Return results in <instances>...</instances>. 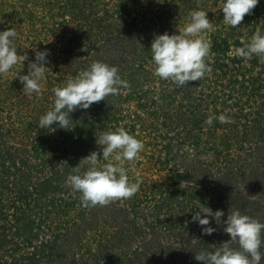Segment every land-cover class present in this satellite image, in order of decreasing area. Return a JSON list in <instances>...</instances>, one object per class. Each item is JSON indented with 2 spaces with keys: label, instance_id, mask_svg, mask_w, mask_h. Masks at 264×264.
Wrapping results in <instances>:
<instances>
[{
  "label": "rangeland",
  "instance_id": "rangeland-1",
  "mask_svg": "<svg viewBox=\"0 0 264 264\" xmlns=\"http://www.w3.org/2000/svg\"><path fill=\"white\" fill-rule=\"evenodd\" d=\"M221 4L222 0H0V31L14 28L18 54L28 57L7 74H0V264H13L17 259L20 264H32L25 261L26 258L36 260L37 264L51 261L54 262L48 264L176 261L180 255L179 247H175L178 254L172 255L169 249H159L156 245L158 238L164 243L169 242L165 225L149 226L167 219V212L162 210L160 215L154 214L151 207L157 203H176L177 209L188 205L191 212L192 201L189 203L184 196H178L176 179L183 189L188 185L183 179L188 176L183 173L185 164L194 159L209 163L210 167L214 153L209 150L211 144H203L195 150L193 158H184L183 148L164 149L167 140L159 138L165 128L156 123L151 125L155 121L154 113L164 105L165 97L168 93L174 94L176 89L171 80L154 75L150 47L156 34L166 31L178 34V30L189 22V12L195 9L209 12L208 18L215 21L213 30L208 33L212 46L215 39H227L231 43L229 51L234 52L235 47L249 42L257 28L264 30V0H259L237 28L222 24ZM82 15V19L76 18ZM45 49L51 53L46 65L50 70H46L41 94L29 96L23 92L17 75L27 74L28 63L34 60L35 52ZM228 53L221 58L226 63H235L228 68V75L223 80H237L238 87L218 94L217 108L210 106L209 114L220 115L216 112L228 111V106L240 99L251 119L264 105L263 88V99L248 97L256 91V86H264V57L253 55L245 60ZM216 58L211 48L207 60L212 64ZM238 59H244L243 71L236 64ZM97 60L118 66L119 74L128 86L122 87L116 95L94 102L88 109L77 108L70 114L73 123L69 129L57 128L55 132L40 129V116L54 103L52 89L63 86L69 78H74ZM207 79L212 81L214 78ZM143 95L145 97L140 100ZM182 98L180 94L176 97L171 110L180 107ZM154 101L158 104H153ZM233 108H241V105ZM222 125L214 134L206 133L207 139H204L213 137L220 144L225 136L231 146L223 147V156L243 160L251 148L263 145L264 138L241 141L243 135L238 130ZM118 127H125L144 142L139 158L131 164L125 162L130 179L139 182V190L127 199L83 207L80 193L65 183L66 178L82 158L92 151H100L97 139L102 132ZM262 127L264 131V122ZM257 152L262 151L255 154ZM255 154L250 157L248 168L257 176L264 170V160L262 153ZM61 161H67L66 167L59 166ZM87 167L83 165L81 171ZM225 169L222 162L220 171L214 168L212 173L222 176ZM207 176L204 174V179ZM240 180L237 187L252 200L254 205L251 207H263L261 211H264V185L256 184L249 189L248 186L245 188L247 178L243 179L241 175ZM170 187L175 188L177 194L172 199L167 191ZM209 196L208 200H213L210 205L223 210L217 203L218 198ZM61 199L67 202H60ZM224 213L221 219H227L230 214ZM144 214L149 218L146 219ZM257 215L256 212L252 217L257 218ZM185 219L188 222V218ZM125 223L131 224L132 228L130 236L124 238L119 236L117 226L125 229L128 226ZM187 225L190 227V223ZM48 247L56 251L54 256H42ZM184 260L182 254L176 263L184 264Z\"/></svg>",
  "mask_w": 264,
  "mask_h": 264
},
{
  "label": "clouds",
  "instance_id": "clouds-1",
  "mask_svg": "<svg viewBox=\"0 0 264 264\" xmlns=\"http://www.w3.org/2000/svg\"><path fill=\"white\" fill-rule=\"evenodd\" d=\"M258 3L259 0H222V24L237 28ZM208 13L203 9L192 10L189 12V22L178 30V34L166 31L154 36L150 47L155 65L154 75L182 87L189 81H200L211 74L212 67L207 63L212 48L208 33L213 30L215 21L208 18ZM16 35L14 28L0 31V74H7L15 65L28 59L26 55L18 54ZM50 54L48 49L36 51L34 60L28 63L27 74L17 75L23 85V92L29 96L41 94L46 70H50L46 66ZM228 55L245 60L253 55L264 57V30L257 28L248 43L235 47L234 52L229 51ZM127 86L128 82L122 79L118 66L100 60L93 61L63 86L52 89L54 103L40 116L38 127L50 132H55L57 128L69 129L73 123L70 114L77 108L88 109L94 102L116 95L122 87ZM230 119L225 114L209 115L205 123L211 126L214 120L228 123ZM97 143L101 146L100 151H92L82 158L78 166L71 168L73 171L65 181L73 191L80 193L83 207L106 205L113 200L130 198L140 187L138 181L130 179L125 162L131 164L139 158L144 149L143 140L125 127H118L102 132ZM182 152L187 153L189 158L196 155L195 147L187 144ZM66 165L67 161L59 164L61 168ZM83 165L88 167L81 171ZM224 215L221 209L213 212L211 208L201 205L191 222L198 223L203 234L212 235L216 228L211 226L210 218L219 225ZM223 224L226 225L223 231L230 234V241L215 246L214 251L202 250L195 255V259L203 264H261L264 259V253L260 251L264 245V222L236 210L227 215ZM233 243L239 247H231Z\"/></svg>",
  "mask_w": 264,
  "mask_h": 264
},
{
  "label": "trees",
  "instance_id": "trees-1",
  "mask_svg": "<svg viewBox=\"0 0 264 264\" xmlns=\"http://www.w3.org/2000/svg\"><path fill=\"white\" fill-rule=\"evenodd\" d=\"M83 17H84L83 15L81 17L76 16V18H80V19H82ZM235 43L241 44L238 41H236ZM230 48H231V43H229L227 39H215L213 41L212 50L217 55V58L212 64L209 62V60H207V63H209L212 67V72L210 74L211 76L206 75L200 81H189L187 85L182 87H178L172 82V85L176 89L174 94L168 93V95L165 97V103H164L165 106L163 105L161 107L162 110L159 108V110L156 111L153 116L155 121L152 122L151 127L153 126V124L156 123V124H160V127L165 128V132H163L159 138L161 140H167V142L165 141L166 143H164L165 145L164 149L172 151L175 150V148H177V150H180L184 148V146L187 144L190 146H194L195 150H198L203 144L205 145L211 144V148L209 150L214 153L210 167H209V163L205 164L199 160H194V159L190 160L191 161L190 163L185 164V169L183 173H185V176L186 175L188 176L187 178L183 177V179L187 182L188 185L185 186L183 189L180 188L181 183H179L178 179H176L177 181L176 187L179 186L178 196H184L189 203H190L189 200L192 201V203H190L191 212L188 210L189 209L188 205L186 206L183 205L184 206L183 208L180 209L179 207L177 209L176 203H160V204L157 203L155 206L151 207V209L154 211L153 212L154 214L160 215L162 210H164L165 212H167L168 215L167 219L163 221L161 220L155 223H151L149 225L154 228L156 227V225L159 224L165 225V229L167 230L168 236L170 238L168 239L169 242L166 241V243H164L161 238H158L157 239L158 242H156L157 247H160L159 249L162 248L169 249L168 251H170L172 255L178 254L175 252V247H179L180 250V255L177 257L176 261H172V260L165 261L164 259V261L160 262L159 264H177L176 262L178 261L179 258H181L182 254L183 256H185L184 264H203V262L197 261L195 259L196 254H198L202 250L214 251L215 246H219L223 242L230 241L231 239L230 234H227L223 231V228L226 226L223 224V221L226 219H221V224L218 225L216 224L213 218H210L211 226L216 228V231L212 235L203 234L201 230V226L198 223L191 222L192 216L195 214V211H197L201 207V205L211 208L213 212H215L218 209L219 206L210 205V203H213V200L211 199L208 200V198H210L209 195L218 198L219 201L217 203L220 204L224 212L230 213V211L239 210L242 214L251 217L252 215H255V213L257 212L258 217L256 216L257 217L256 219H259L261 222H264V211H261L263 207H258V206L251 207V205L253 204L252 200H249L248 195L241 192L240 189L237 187L239 186V181H241L240 180L241 175H243V179L247 178V181H245L247 183L245 188H247L248 186L249 189H251L252 186L256 184L264 185V170L262 171L261 174L254 176L255 171L253 172V170H251L252 172L251 173L249 172V168H248L249 167L248 161L250 157L254 156L256 151H262V152H257V154L255 155H261L258 153H262L261 155L263 156L262 160H264V141H262L263 145L262 144H260V146L255 145V147L251 148L250 154L246 155L247 156L246 159L233 160V158L229 157L228 155L226 156L222 155V153L224 152L222 150L223 147H226L227 149L231 146V144L228 143L229 140L225 139V136L223 137L224 141L220 142V144H218L216 142L217 139L216 138L214 139L213 137H211L212 139L209 140L204 139L206 138L207 134L212 135L214 134L213 132H215L219 128H222L223 126L222 125L223 123H220L218 120H214L211 126L205 123L207 117L211 115V113L209 114L210 106L215 105L214 108L215 109L217 108V103H218L217 95L225 94L229 88L233 89L234 88L233 86L238 87L237 80L236 81H233L231 79L223 80L228 75V71H227L228 68H230L234 62L232 61L226 63L221 58V57H225V54L229 52ZM243 60L244 59H238L236 62V64L241 66L242 71H243ZM207 78H214V79L212 81H209V79ZM225 84L226 86H224ZM216 88H220L221 91H218ZM262 88L264 89V86L263 87L256 86V91H254V93L252 94L251 93L248 94V97L254 100L255 97H259L263 99V97L261 96ZM179 94L183 96V98L179 103L180 107L171 110L174 101L176 97L179 96ZM144 97L145 95L141 96L139 99L143 100ZM229 98L231 99V97ZM153 104H158V103H155L154 101ZM239 105H241V108H236V109L233 108ZM261 107L262 108L260 109V111L257 114L255 113V117L249 119L250 114L245 112L244 110L245 105L239 99L238 102L228 106L229 108L228 111L223 110L221 112H216V114L218 113L225 114L231 118L230 122L224 124L227 126H232L233 130L235 131L238 130V132L243 135L241 137L242 139H240L241 141L249 138L250 139L256 138V141H261L260 139L264 138V131L262 127V123L264 122V105H261ZM143 123H147V122H143ZM248 127L252 128V130H249ZM239 129H242L243 131H240ZM181 154L184 156V158L188 157L187 153L182 152ZM222 162L226 166L225 169L226 172L223 173L222 176H218V177L214 176L212 171L214 170V168H216L217 171H220V165ZM204 174L208 175L207 179H204L203 177ZM236 178L238 179L237 184H235ZM167 191L169 192V197L171 199L177 195L175 188L171 189L170 187V189ZM225 194L229 195L227 197L229 199H227L224 196ZM60 202L66 203L67 201L61 199ZM135 206H138V204H136ZM60 210L63 211L64 209H60ZM120 211L122 212L123 215L124 210L121 209ZM96 212H99L97 208H96ZM112 212L113 211H111V213ZM153 213L151 212V214ZM144 217L146 219L149 218L147 217L146 214H144ZM185 218H188V222L186 221ZM121 219L122 221H124L123 216L121 217ZM189 223H190L189 225L190 227H188L187 225ZM115 224L117 223L115 222ZM125 225L127 226L128 224L125 223ZM132 225L135 226V224ZM117 227L119 230V236H122L124 238L125 236H130L129 231L132 228L131 224L128 225L127 228L125 229H121L119 226ZM214 237H215V242H213ZM216 237L218 238V240H216ZM262 238H264V234H262ZM230 246L233 248L239 247L237 243H233ZM48 248L49 249L45 250L42 256L44 257L47 255L54 256L56 254L55 253L56 251L53 252L54 251L53 249L56 250L55 245L53 246V249L52 247H48ZM263 250H264V245H262L260 251L263 253ZM30 259L26 258L25 261H31L32 264H37L36 260H33L32 258ZM53 262L54 261L48 263H53ZM13 264H20V263L18 262L17 259V262ZM261 264H264V259L261 260Z\"/></svg>",
  "mask_w": 264,
  "mask_h": 264
}]
</instances>
